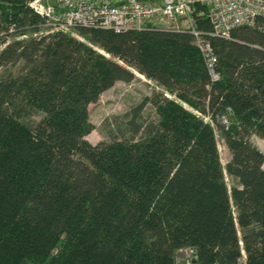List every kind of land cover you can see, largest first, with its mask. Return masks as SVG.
<instances>
[{
  "label": "trees",
  "instance_id": "obj_1",
  "mask_svg": "<svg viewBox=\"0 0 264 264\" xmlns=\"http://www.w3.org/2000/svg\"><path fill=\"white\" fill-rule=\"evenodd\" d=\"M30 1L0 0V264H264V18L211 37L212 82L187 31L77 28L110 57L67 32L8 41L43 24ZM136 72L170 96L91 143L88 106Z\"/></svg>",
  "mask_w": 264,
  "mask_h": 264
},
{
  "label": "built area",
  "instance_id": "obj_2",
  "mask_svg": "<svg viewBox=\"0 0 264 264\" xmlns=\"http://www.w3.org/2000/svg\"><path fill=\"white\" fill-rule=\"evenodd\" d=\"M43 19L47 33L68 32L75 28L110 29L115 32L160 28L187 31L198 48L212 82L222 75L211 37L230 38L232 30L264 18V0H31ZM198 16H206L210 30L199 28ZM231 108L220 117L229 125ZM192 263V250H180ZM240 264H247L245 252ZM178 264V263H177Z\"/></svg>",
  "mask_w": 264,
  "mask_h": 264
},
{
  "label": "rangeland",
  "instance_id": "obj_3",
  "mask_svg": "<svg viewBox=\"0 0 264 264\" xmlns=\"http://www.w3.org/2000/svg\"><path fill=\"white\" fill-rule=\"evenodd\" d=\"M48 29L49 28L47 26L41 24L39 29L36 31L28 30L26 31V35L22 37H20L18 34L11 35L8 36L7 40L13 41L14 39L19 38L24 39L32 36L49 35L51 33H47ZM67 33L80 40H83L100 53L110 57V55L106 54L101 48H99V46L91 43L87 40V38L78 34L77 28L69 30ZM156 93H164L165 95L170 96L158 83L146 78L138 72H136V78L129 83L122 81L116 82L111 88L103 92L96 102L91 103L88 106L89 126L86 128L84 137L93 144L118 140L123 138V134H125L127 137H130L128 131L126 130L125 124L132 114V108L139 104L144 97H152ZM42 115V113H39L35 115V118L38 119ZM141 115L144 119H153L156 117L155 107L152 102L147 103ZM216 137L221 163L223 166H225L231 159V151L228 148L223 135L218 129H216ZM251 140L255 146L264 152V140L254 135L251 137ZM225 180L229 190H231L232 187L239 185L237 180L234 177L228 175L226 172ZM178 253L177 263L185 264L187 255L185 256L180 251Z\"/></svg>",
  "mask_w": 264,
  "mask_h": 264
},
{
  "label": "crops",
  "instance_id": "obj_4",
  "mask_svg": "<svg viewBox=\"0 0 264 264\" xmlns=\"http://www.w3.org/2000/svg\"><path fill=\"white\" fill-rule=\"evenodd\" d=\"M254 136H257V135H254ZM258 137V136H257ZM178 254H180V253H178Z\"/></svg>",
  "mask_w": 264,
  "mask_h": 264
}]
</instances>
